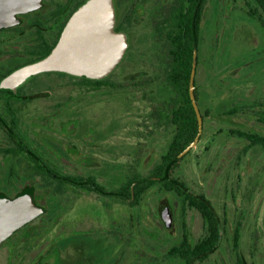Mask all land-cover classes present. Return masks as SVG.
I'll use <instances>...</instances> for the list:
<instances>
[{
	"label": "rangeland",
	"instance_id": "1",
	"mask_svg": "<svg viewBox=\"0 0 264 264\" xmlns=\"http://www.w3.org/2000/svg\"><path fill=\"white\" fill-rule=\"evenodd\" d=\"M140 1L143 12L136 16L140 25L130 31L128 65L111 77L121 86L88 93L70 87L67 78L38 79L41 73L35 80L56 83L52 97L60 95L67 103L55 107L45 96L20 111L26 124L33 123L37 132L30 136L49 161L61 164L63 173L93 176L107 189L119 187L132 172L146 175L174 131L159 118L174 92L161 77L165 48L146 19L154 0ZM247 4L255 6L252 0H207L203 9L194 76L202 131L175 170L190 192L211 201L223 226L218 248L199 264H234L237 252L245 264H264V147H249L230 134L232 128L264 134L258 120L264 115V27L247 14ZM235 106L242 111L227 114ZM2 140L0 135V145ZM21 162V169L2 164L0 191L13 194L34 186L47 207L37 249L64 242L81 264H183L170 249L183 232L191 241L203 233L199 212L159 184L132 206L68 187L56 193ZM165 205L173 215L170 227L160 216ZM4 259L1 249L0 264Z\"/></svg>",
	"mask_w": 264,
	"mask_h": 264
},
{
	"label": "flooded vegetation",
	"instance_id": "2",
	"mask_svg": "<svg viewBox=\"0 0 264 264\" xmlns=\"http://www.w3.org/2000/svg\"><path fill=\"white\" fill-rule=\"evenodd\" d=\"M85 1L40 0V4H36L38 6L35 8L16 12L17 23L0 27V81L19 66L47 55H43V53H50L69 17ZM187 5H189V0H184L183 3L181 0H154L152 9L146 19L152 25L155 38L158 39L159 26L169 19L171 11L176 7H186ZM113 6L115 18L113 31L120 38L125 37L128 42L131 40V29L140 25L136 16L143 12L142 2L140 0H113ZM45 42H55L48 52L39 48L41 44L46 47ZM129 51L130 42L113 69L101 78L79 76L63 71H48L42 72L41 76H38L41 74L39 73L27 78L15 90L0 87V135L3 138L2 141H4V144L0 145V155L4 160L0 162V168L3 164L9 166V168L21 169V164H23L21 160H24L23 168L28 170L54 169L57 171L56 174L61 176L52 179V183L64 190L67 186H65L62 176L66 173L62 172L61 164L55 165L54 162L49 161L41 145L33 137L31 138L30 132L36 133L37 131H33V129L35 130L33 123L30 125L25 123L20 113L21 107L35 99L42 100L45 96L49 97L47 98L49 104L55 107L67 103L60 95L59 97H52L53 93L51 91L55 90L56 83L35 80L36 76H38V79L49 75L67 78L68 82L65 83L70 87L88 91V93H93L98 89L121 86V82L112 81L111 77L121 70L125 71L129 60ZM18 192L13 194L2 192V194L14 197ZM34 200L36 204L44 208V212L19 227L0 243V250L4 249L5 252L3 264H81L80 258L67 251L70 248L64 242L41 245L40 248H36L38 239L46 229L43 217L47 213V207L39 202L35 192ZM40 220L42 222L36 225Z\"/></svg>",
	"mask_w": 264,
	"mask_h": 264
},
{
	"label": "trees",
	"instance_id": "3",
	"mask_svg": "<svg viewBox=\"0 0 264 264\" xmlns=\"http://www.w3.org/2000/svg\"><path fill=\"white\" fill-rule=\"evenodd\" d=\"M181 1L184 2V0ZM206 1L189 0V5L176 7L171 11L169 19L159 26V37L165 48L163 59L165 66L162 69L161 77L174 92L171 102L167 103L165 107L163 106L159 113L160 123L171 125L174 129L167 150L161 156L159 162L146 175L132 172L125 182L114 189H107L93 176L85 177L68 174L62 176L64 184L68 188L95 193L102 197L121 199L129 202V205L132 206L139 204L143 194L155 184H159L165 190L175 193L187 208L198 211L203 221V233L196 240L191 241L188 235L183 232L180 242L169 251L170 254L178 256L183 264H199L208 259L218 248L223 230L222 223L211 201L203 194L190 192L186 184L177 178L175 174L179 162L184 157L183 155L177 158V155L194 139L198 128V120L189 96V77L192 66L193 44L198 45ZM252 1L255 6L252 7L247 4L246 12L250 17L256 18L264 27V0ZM54 43L45 42L46 47L41 44L39 48L48 52ZM46 54L48 53H43V55ZM130 84L128 83V85ZM132 84L134 86L142 85L141 82H132ZM194 95L197 101L195 81ZM241 111L240 106H235L229 109L227 114L236 115ZM258 120L264 124V115ZM230 134L245 139L249 147L254 145L264 147V134L259 132L232 128ZM34 171L41 173V176L51 185H53L52 179L61 176L57 175V171L54 169ZM54 186L56 187V193L63 191L57 185ZM25 190H31L34 198L35 189L31 185L24 186L16 195ZM132 195L133 202H130L129 199ZM238 238L239 231L236 229L233 235L234 246H237ZM234 264H245L238 252Z\"/></svg>",
	"mask_w": 264,
	"mask_h": 264
},
{
	"label": "water",
	"instance_id": "4",
	"mask_svg": "<svg viewBox=\"0 0 264 264\" xmlns=\"http://www.w3.org/2000/svg\"><path fill=\"white\" fill-rule=\"evenodd\" d=\"M36 4L39 5L40 0H0V27L17 23L15 13L31 10L38 6ZM114 19L113 0H86L69 17L50 53L5 75L0 81V87L15 90L27 78L48 71H63L90 78L107 75L128 47L126 38H120L113 31ZM196 62L197 46L194 43L189 96L198 128L194 139L178 153L177 158L196 146L202 131V117L194 95ZM132 199L133 195L129 201ZM43 212L44 208L36 204L31 190H25L14 197L0 194V243ZM160 216L166 227L172 225L173 215L168 205L161 209Z\"/></svg>",
	"mask_w": 264,
	"mask_h": 264
}]
</instances>
